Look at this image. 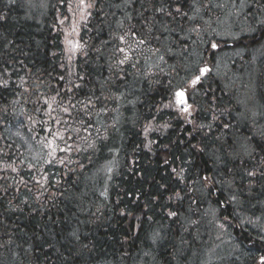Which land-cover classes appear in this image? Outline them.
<instances>
[{
  "label": "trees",
  "instance_id": "16d2710c",
  "mask_svg": "<svg viewBox=\"0 0 264 264\" xmlns=\"http://www.w3.org/2000/svg\"><path fill=\"white\" fill-rule=\"evenodd\" d=\"M87 2L94 7L83 11L79 0H0V264H203L217 250L232 264L218 249L225 238L240 248L234 264H258L264 242L241 218L264 211V0ZM177 3L190 18L157 11ZM237 3L256 18L230 43L245 54L207 73L196 124H187L163 105L229 51L212 29ZM12 128L34 140L40 159ZM117 147L118 172L103 192L98 170Z\"/></svg>",
  "mask_w": 264,
  "mask_h": 264
},
{
  "label": "rangeland",
  "instance_id": "374dc122",
  "mask_svg": "<svg viewBox=\"0 0 264 264\" xmlns=\"http://www.w3.org/2000/svg\"><path fill=\"white\" fill-rule=\"evenodd\" d=\"M43 1L44 0H38V1L33 0L34 4L36 6L41 5V7L43 6ZM236 6H238L239 9L237 10L236 8H234V9H236V12H235L236 14H231L232 18H231V15L229 13H227L228 11L226 12L227 14L221 13V15H218L217 17L219 18V22L212 29V33L214 35H216L217 37H219V40L221 41L220 43L222 45L229 47V51L217 53V59L215 62L216 63L215 69L210 71L213 74L225 73L229 69V67H231V65H235V66L238 65V59H240L241 56L245 54V52L240 51V50L234 52L232 50L233 46L230 43L239 39L242 34L250 33L252 31H254L253 22L256 20V18L252 17V18H250V20H246V18H244L245 17L244 12L248 8L247 5H245L243 3H237ZM225 41H227V42L224 43ZM262 58H263V54L260 57V60ZM254 61H256V63H258L256 53H254L251 56V62H253V63H251L252 65H254ZM234 62H235V64H234ZM157 64H158V62H152L153 66H156ZM249 67L250 66L248 64V68ZM240 77L244 78L246 76L240 75ZM249 77H250V75H248L247 78H249ZM248 87H250V85ZM254 87H255V83L253 82L251 87H250L252 89V96L254 95ZM123 109L125 110V108H123ZM127 110H128V114L131 115L133 110L127 108L125 110V112H127ZM121 114H122V112L120 111V117L118 116L116 119L117 122L121 121V119H122ZM99 123H100V121H99ZM9 136L16 137L17 142H19L20 144H22L25 147V149L28 153L29 159H34V160L40 159L41 154H42L40 147H38L36 145V143L34 142L33 139H31V138L29 139L28 136L22 132L21 128H12L10 130ZM36 146L39 149H37ZM119 154H120V150L117 147L116 149L113 150L112 159L107 161L106 163L104 162V164L101 165V167H99V170H98L99 171V178L102 180V186L108 185L107 186L108 188L103 192H107L109 190L110 184L112 183L115 176L117 175L119 164H120L118 159H117ZM262 213H263V215H262ZM262 213L256 217H252L248 214H245L241 218V220L245 225H248L250 227V229H255L258 233H260L261 235H264V211ZM217 220H218V223L223 222L222 219L219 218L218 216H217ZM219 226H220L221 232L226 230V227L223 224L219 225ZM218 238L221 240V238H224V234H221L220 236H218ZM222 241L223 242L221 244H218V247H219L218 249L221 250L223 248V251L228 252L230 254V256H232V254H233L234 260H233L232 264H234V262L236 260L240 259V256H241L239 253L240 248H238L237 245L233 244L232 240H229L227 238H225ZM217 252H219V251L218 250L216 252L213 251L212 255L209 254L208 257L203 262V264H225V262H226V264H230V261L228 259H223V257H226L228 255H226V254H216L215 255V253H217Z\"/></svg>",
  "mask_w": 264,
  "mask_h": 264
},
{
  "label": "snow or ice",
  "instance_id": "6c2138e0",
  "mask_svg": "<svg viewBox=\"0 0 264 264\" xmlns=\"http://www.w3.org/2000/svg\"><path fill=\"white\" fill-rule=\"evenodd\" d=\"M11 2H14V0H10V3ZM185 2H186V0H185ZM78 6L83 11H86L87 8L94 7V3H88L87 0H79ZM69 10L71 11V8ZM262 10H264V9H262ZM157 11L162 13V14H166V15L172 17L173 19H175L176 17H183L186 19L190 18L188 12L184 10L183 3H177L174 10L169 8L166 11L164 6H160L157 9ZM88 15H91V14L88 13ZM0 19H3V17L0 16ZM61 23H63V20H61ZM259 23L261 25H264V19L259 20ZM121 40H123V37H121ZM79 47H81L79 44L72 45L71 50H75L76 48H79ZM211 48L213 50H216L218 48V45L216 43H212ZM209 72H210V69L206 66L200 67L198 69V71L193 72L191 78L188 81H186L185 86H182L179 90L173 92L172 97L169 99V102L167 104H164L163 108H165V109L171 108V109L176 110L181 116H183V118L185 119L187 124L195 125L196 121L192 117L194 116V114L197 111L200 110L199 105L197 104V97L200 95V92H201L200 86L203 83V77H205L206 74ZM0 75H2V74H0ZM61 79H63V77H61ZM7 87H8L7 80H4L2 83H0V88H7ZM75 87L78 88V87H80V85H75ZM69 91H71V89H69ZM204 95L208 96V93L205 92ZM53 99H55V98H53ZM45 103H48V102L45 101ZM205 103H209V106L214 109L215 101L212 97H208V99L205 101ZM49 107H51V105H49ZM72 107H75V105H72ZM63 111L68 112L69 110L67 107H65V108H63ZM218 119H219V117L215 114V111L213 110L212 120L216 121ZM228 126L229 125H227V124L224 125L225 128ZM161 127L167 128L168 125L164 124V125H161ZM212 127H213L212 123H209L207 125H204V124L198 125V128L200 130H203L204 128L211 129ZM48 131H51V130L48 129ZM146 131H148V129H146ZM51 143L52 142L50 141L49 144H51ZM6 147L11 148V145L8 144V145H6ZM192 148H196V145H192ZM149 150H151L150 146H149ZM52 151L54 152L55 148H53ZM61 151H64V149H61ZM201 151H202V149H201ZM0 155H7V153L4 151V149L0 148ZM164 162L168 163L167 160H165ZM12 171H16V169L12 168ZM173 171L176 172V169H173ZM183 172H184V169H181L180 172L178 173V175L181 179H183ZM247 174L249 176H255L256 175V173L254 171H249ZM262 174H264V173H262ZM200 180L204 184H207L211 180V177H209L207 175H203L200 177ZM177 198H180L178 193H177ZM170 199H171V197H170ZM235 199H236V197L232 196L229 198V202H232ZM176 215H177V213L175 211L169 212L170 217H174ZM258 240L261 242H264V235L258 236ZM152 242L153 243L156 242V236H154L152 238ZM258 264H264V254L259 256Z\"/></svg>",
  "mask_w": 264,
  "mask_h": 264
},
{
  "label": "bare ground",
  "instance_id": "6f19581e",
  "mask_svg": "<svg viewBox=\"0 0 264 264\" xmlns=\"http://www.w3.org/2000/svg\"><path fill=\"white\" fill-rule=\"evenodd\" d=\"M251 3H254V2H251ZM225 188H226V186H225ZM246 227H247L246 229L249 230V232H250L251 231L250 227L248 225H246Z\"/></svg>",
  "mask_w": 264,
  "mask_h": 264
}]
</instances>
